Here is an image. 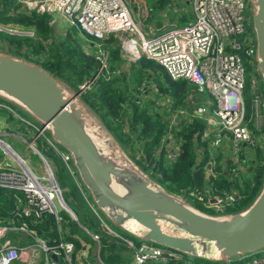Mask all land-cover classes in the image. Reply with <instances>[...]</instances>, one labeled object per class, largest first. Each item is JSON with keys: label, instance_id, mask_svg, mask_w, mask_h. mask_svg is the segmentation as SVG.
<instances>
[{"label": "built area", "instance_id": "2783aa9c", "mask_svg": "<svg viewBox=\"0 0 264 264\" xmlns=\"http://www.w3.org/2000/svg\"><path fill=\"white\" fill-rule=\"evenodd\" d=\"M13 1L20 11L58 15L70 25L81 29L85 36L98 42L94 45L88 44L90 47L92 45L94 51L99 47L100 42L114 34L120 43L118 46L122 62L134 64L140 58H145L162 68L172 80L185 81L200 93L203 90L209 91L210 111L205 114L206 107L199 105L193 113L196 116H202L204 130L201 134L202 132L206 134L205 137L202 135L203 139L211 135L216 141L211 144L215 145L228 137L231 144L230 158L234 162L239 159V150L242 147H246V152L251 149L254 152L256 148L264 150V133H256L248 127L246 104L245 100L243 101L244 80L241 56L251 58L255 63L254 41L248 38L242 48L237 40V37L245 32L247 21L245 11L248 8L247 3L251 5L252 0H181L184 3H190L191 18L183 27L171 29L158 36L142 33L122 0ZM250 10L252 11L251 7ZM23 32L33 35L29 29ZM98 49L100 54L97 58H103L100 71L106 70L107 54L105 52L104 58V51ZM91 84L92 80H89L78 85V97L81 92L88 90ZM250 89L252 98L249 108L252 110L253 106L262 101V93L257 91L253 77L250 80ZM203 110L204 114H202ZM183 113L189 117L188 114ZM22 122L36 132L31 140L25 141V149L38 155L39 166L36 171L32 170L27 160L0 138L2 151L0 196L1 194L8 196L13 203V207L6 215H0V264H14L23 256L26 258L24 263L28 260L29 264H72L73 240L80 243V238L70 234L69 230L64 231L62 235L58 231L57 223L62 220L58 214L59 211H63L68 217L72 216L74 220L75 214L64 203L52 168L44 155L36 148V140L37 138L45 140L44 143L49 144V148L73 176L72 173H75V170L71 167V156L52 140L47 125L35 124L24 119ZM241 169V165H236L233 169L234 175ZM87 202L93 209L92 203L88 200ZM218 204L221 205V202L217 198L215 209ZM93 215L97 218L93 223L95 232L89 233L85 227H82L92 240L96 241L97 236L100 235L118 236L101 214L94 211ZM220 216L224 215L220 214ZM54 223L56 224L55 238L46 239L38 234V227H47V232L53 231ZM40 232L43 231L40 230ZM15 233L18 235L14 236ZM24 236L32 239L33 243L30 244L25 239L22 245ZM122 239L133 252L131 263L128 264H144L149 260L168 261L171 258H178L177 253L149 242L140 241L134 245L132 240ZM123 240L118 242L123 244ZM52 256L55 259H52ZM73 261L76 263L79 260L74 258ZM244 264H264V254L247 260Z\"/></svg>", "mask_w": 264, "mask_h": 264}, {"label": "trees", "instance_id": "16d2710c", "mask_svg": "<svg viewBox=\"0 0 264 264\" xmlns=\"http://www.w3.org/2000/svg\"><path fill=\"white\" fill-rule=\"evenodd\" d=\"M247 6L248 8L245 11V18L247 20L245 32L237 37L242 48L248 38L254 41L251 29V17L249 18L247 15L248 12H251L250 7L252 8V6L249 3H247ZM49 19L50 16L47 14L20 11L13 0H0V24L7 27L11 26L12 28L29 29L33 34L31 37L10 36L9 34L0 32V48L11 56L41 66L54 78L63 82L70 90L77 93L78 85L91 80L97 75L99 64L93 56L82 52L77 42V34L73 28L66 30L67 34L65 38L60 37L55 41L53 39V28L49 24ZM108 49L107 74L105 72L98 74L91 86L92 88L81 92L79 99L97 116L104 128L114 136L125 150L128 148V150L132 151L130 154L136 153L138 155V158L134 162L139 170L152 183L158 185L166 192L180 194L183 197L185 195L190 196L193 199L191 206L206 214L226 215V213L230 214L228 212L236 213L246 208L250 204L249 202L257 195L264 182V150L259 148L254 150V156L249 161L252 166L251 171L246 174L248 175L246 178V175L239 177L237 182L235 176L231 174L232 168H229L230 163L222 160L220 156L212 160L210 157L208 158L205 151L197 163V150L201 146L205 149L206 140L209 139L202 138L201 132L197 130V121L192 123L190 120L188 123L184 119L174 120L175 123H170L171 120H155L150 111L151 108L145 105L148 101L143 103L144 106L133 102H126L131 99L127 91V74L131 73V77L135 78V74H138L139 77L142 74L138 80L140 83V79L147 78V74L151 76L152 73L156 72L161 74L166 82V88L164 89L159 88L157 90V87H155L156 94L158 95V107L163 109V114L170 111L179 117L175 112H178L183 106L186 90L191 85L185 81L172 80L162 68L145 58H140L134 64H130L129 72L122 75L120 72L115 71V69L118 70L122 63L119 55V46L115 43V40L109 41ZM146 81L148 82V80ZM138 82L137 84H139ZM256 89L258 91V88ZM244 97L245 104L247 105L246 119H248L250 106L248 104V90H244ZM185 110H189V108ZM155 112L157 113V117L160 118V114L157 111ZM194 120L197 119L194 118ZM248 127L252 131L255 130L250 121ZM192 131H197V133L193 135ZM259 132L264 133V122L259 128ZM169 133L174 138L173 141L167 139ZM136 142L139 143L138 147L135 146ZM164 143H166L165 146H163ZM175 146H178V150L175 156H172L171 160H169L168 157ZM243 156L244 154L239 157L240 162H244ZM207 163L215 171L213 178L211 176L208 178L204 177L205 165ZM207 181L209 183L208 190L205 187ZM210 198H218L220 200L221 206L217 210L220 213H209L212 212L209 210L212 208H207L209 205L208 199ZM12 207V200L8 196L1 194L0 215H6ZM93 223L95 222L91 224L93 225ZM38 230V234L46 239L55 237V232H47V227L39 228ZM40 230L44 233L40 232ZM105 236L107 235L100 236L103 263L107 264L106 262L109 260L115 264L130 263V256L125 258L126 256H119L113 253V249L118 244L112 242V237L108 242L104 238ZM73 242L74 252L71 256L72 261L74 258L79 259L77 252L82 249L83 246L81 245L85 241L80 239L81 244L77 240H73ZM177 256L178 258H171L164 264H223V262L208 261L183 254H177ZM234 259L235 257L230 259V261ZM152 262L161 264L159 261L153 260H149L144 264Z\"/></svg>", "mask_w": 264, "mask_h": 264}, {"label": "water", "instance_id": "95a60500", "mask_svg": "<svg viewBox=\"0 0 264 264\" xmlns=\"http://www.w3.org/2000/svg\"><path fill=\"white\" fill-rule=\"evenodd\" d=\"M251 6L255 65L264 87V0H252ZM0 97L49 127L52 140L70 154L79 185L94 208L129 236L223 263L264 249V182L243 210L206 214L153 186L75 93L41 66L0 52Z\"/></svg>", "mask_w": 264, "mask_h": 264}, {"label": "rangeland", "instance_id": "374dc122", "mask_svg": "<svg viewBox=\"0 0 264 264\" xmlns=\"http://www.w3.org/2000/svg\"><path fill=\"white\" fill-rule=\"evenodd\" d=\"M176 1H171V0H122L125 7L128 9V11H130L137 28L138 29L140 28L142 33L148 34V36H153V35L158 36V35L166 32V31H170L171 29L183 27L187 23V20H189L191 18V5L189 2L184 3L181 0H176ZM179 2H180V4H179ZM181 4L183 6H181ZM43 14H46V13H43ZM47 15H49V14H47ZM247 15L250 18L251 12H248ZM49 16H50L49 24L52 25L53 32H54L53 39L55 41H57L60 37L65 38L66 34H67L66 30L73 28L77 34L76 35L77 42H78V45L80 46L82 52L85 53L86 55L93 56L95 58V60L98 62V64H99L98 72L100 71V68H101V65L103 62V58H100V59L97 58L100 54V51L98 48H100V50L104 51L103 52L104 58L107 54L106 64L108 65V53H109L108 43H109V41L115 40V43L117 45L119 44V46H120V43L117 41V38H115V35L112 34V35H109L105 40L100 42L99 47L96 48V50L94 51V49L92 48V45L97 44L98 42L94 41L92 38L85 36L82 33L83 31L81 29H79V28L77 29V27L70 25L65 20H62L61 18H59L58 15H49ZM56 17H57V19H56ZM12 29H17L18 31L15 30L16 31L15 32ZM26 30H28V29H20V28H16V27L12 28L11 26L7 27L6 25L4 26V25L0 24V32L9 34L10 36H29V37H31L28 34L30 31L29 32H23ZM70 38L72 39L71 35H70ZM120 38H122V36ZM89 43H93L91 45V47H90V45H88ZM0 46H1V39H0ZM0 52H3V50L1 48H0ZM105 52H106V54H105ZM18 59H21V58H18ZM241 64H242V68H243V80H244L243 92H244V90H248V92H249L248 104H250V99H251V90L249 88L250 87V80L253 77L254 72L256 73V76L258 78H259V75L256 71V65H255L256 62L253 63L251 58L241 56ZM102 72L106 73V70L104 69V70L100 71L99 74ZM147 75H148V76H146L147 78L140 79V83H139L138 80L142 76V74L140 75V77L138 76V74H135L136 78L131 77L132 76L131 73L127 74V81H126L127 91L129 93L131 99H130V101L127 100L126 102H130V103L133 102V103H137L141 106H144L143 103L148 101V103L145 105L148 106L149 108H151L150 111L152 112V116L155 120H171L170 123H175L174 120H184V119H185V122H188V123L190 120L192 121V123L197 121L198 122V123L196 122L197 127H198L197 130H199V132L204 130V124L202 122V116L201 115L196 116L193 112H195L197 106H199V105H201L202 107H206L205 108V114L210 111L211 104L209 101L211 100V98L209 95L210 94L209 91L203 90L202 93H200L197 91V89H195L190 84L191 86H189L187 88L185 96H184L185 99L183 102V106L180 108V110L178 112H175L176 115H178L179 117L175 116V114H173L170 111H167L166 114H163V112H164L163 109L158 107L159 106L158 105L159 102H157L158 95L156 94L157 91L155 90V87H157V90L159 88L160 89L166 88L165 79L161 74L156 73V72L152 73L151 76L149 74H147ZM97 76H98V74L91 79L92 80L91 86L93 85ZM146 80H148V82ZM59 82L65 88L70 90V88L67 87L63 82H61V81H59ZM137 82L139 84H137ZM91 86L89 87V89L92 88ZM261 86H262V89H264L263 84H261ZM252 90H255V89L252 88ZM70 91L73 92L72 90H70ZM75 95L79 99L77 93H75ZM152 99H153V101H152ZM244 100H245V97H243V101ZM244 102H246V101H244ZM85 107L91 113L93 118L97 122H99V124L101 125V129L106 133V135L111 140H113V142L116 144V147L122 153V155L129 158L132 161V163L137 167V165L135 164L134 161L138 158V155L136 153L130 154V153H132V151L128 150V148L125 150L124 147H122L117 142V140L114 138V136L109 131H107L106 128H104L102 123L98 120L97 116L87 106H85ZM246 107H247V105H246ZM188 108H189V110H185ZM155 111H157L160 114V116H161L160 118L157 117V113ZM183 112H187L189 117H186L187 115L185 116ZM202 114H204V110H203ZM254 116H256L257 120L255 119ZM192 117H195V119H197V120H194V118H192ZM262 117H264V103H263V101H260L259 104L252 107V110L249 108V114H248L249 120H246V121L248 123H249V121L255 122L256 125H259L261 120H262ZM252 118H253V120H252ZM23 119L28 120V121L30 120L31 122H35V124H36V121L32 120V118L24 110H22L20 107L16 106L15 104L9 102L8 100L0 97V138L3 141H5L6 143H8L11 146V148L17 154H19L21 157L25 158L27 160L28 165L31 167V169L36 171L38 169V166H39V157L33 151L25 149V146H26L25 141L31 140V138L35 135L36 132L32 128H29L25 123H23L22 122ZM199 124H200V128H199ZM253 126H254V123H253ZM189 131H191V130H189ZM192 132H193V135H195L197 133V131H192ZM202 135L204 137L206 136V134H204V132H202ZM167 139L173 141L174 138H172L171 134L169 133L167 135ZM214 139L215 138L213 136H210V138L208 140H206V142H207L206 148L203 149L202 146L198 148V150H197L198 151L197 163L200 161L199 159L202 157V153L205 151L208 155V158L210 157V159H212V160L218 156L222 157V152L219 150V147L222 146V142H221L222 140L217 142L215 145H212L211 144L212 142H214V143L216 142ZM44 141L45 140H43L42 138H37L36 143H35L36 148L39 150V152L42 155H44V157L48 161L49 165L51 166L54 177H55V179H56V181L60 187L62 199H63L64 203L66 204V206L75 214V218H76L74 220L72 218V216L66 217V215H67L66 213H64L63 211H59L58 214L62 217V220L59 221L57 223V225L59 226L62 235H64V229L66 228L67 230H69L70 234H75L78 238L85 241V243H82V245H81V246H83L82 249L77 252V256H79V259L75 258L76 260H79V261L76 263L74 261H72V264H104L103 260L101 258L102 257V248H101L102 246H100V239H101L100 236L101 235L99 237L97 236V240L94 241L89 237V235L87 233V232H89V233L95 232L94 226L91 223L95 222L97 220V218L94 217V215H93L94 211H97V210L95 208H93V209L90 208V206L87 202V200L90 201L88 194L82 186L78 185L79 181H78L76 174L72 173L73 176H71L69 174V172L67 171V168L63 164V162H61L60 159L54 154V152H52V150L49 148L50 147L49 144L44 143ZM138 144L139 143L136 142L135 146L138 147ZM165 144L166 143H164L163 146H165ZM177 150H178V146H175L174 150L170 153L171 155H169V157H168L169 160H171L172 156H175ZM1 153H2V151L0 150V154ZM252 153L254 154L252 149L249 151V153L248 152H242V148L239 150L240 155H238V158L244 154V156H243L244 162H240L239 159H237L236 162H234L229 156H224V158H222V160H226L230 163L229 168H232L231 174L233 176H235L236 182H237L239 177L245 176L247 173H249L251 171L252 166L250 165L249 161H251V159L254 156ZM242 163H244V165ZM70 165H71V162H70ZM236 165H241L242 169L240 171H238L236 175H234L235 172L233 169ZM207 166H208V163L205 165L204 177L208 178L209 176H211V178H213L215 173H213V170L211 168L208 169ZM209 166H210V164H209ZM71 167L73 168L72 165H71ZM211 173H213V174H211ZM247 176L248 175H246L245 178ZM152 185L162 189L161 187H159L158 185H156L154 183H152ZM205 187L208 190V188H209L208 181H207V184L205 185ZM191 192H193V191H191ZM83 193L85 196L83 195ZM170 194H172L175 197H178L180 199L182 198V200H184L189 205H191L193 202V199L188 195H185L183 197V196H180V194H175V193H170ZM194 197H195V195H194ZM210 200L208 199V203H210L209 205H211L209 208H212V209H209L208 207L207 208L209 210H211L212 212H209V213H212V214L220 213V212H217V209H219L221 205L220 204L216 205L215 207L217 209H215L214 205L216 204V200L213 202ZM206 201H207V198H206ZM206 206H207V204H206ZM228 213H232V212H228ZM82 227H85L87 232H85L84 229H82ZM110 227L112 228L113 231H115V234H118V236H120V238L114 234L113 235L109 234V237L105 236L104 238H106L107 241L109 242L111 240L110 238L112 237L113 238L112 242L114 244L115 243L118 244L117 247L113 249V253H116L119 256H126L125 258H127V256H130L129 261L131 263L133 252H132L131 248H129L126 245L125 241L122 238H124L125 240H132L134 245H137L140 241H138V239H136V238L130 237L127 233L123 232L119 228H116L112 225H110ZM52 230L56 234V224L55 223L53 224ZM17 235H18L17 233L14 234V236H17ZM25 239H27L28 243H30V244L33 243L32 239H30L28 236H24L23 240L21 241L22 245L24 244ZM121 240L124 241L123 244H120L118 242ZM262 254H264V249H260L256 252H253V253H248V254H245L243 256H236L233 261L228 260L227 262H224L223 264H244L245 261L250 260L254 257H259ZM21 256H23V254ZM113 261L116 262L115 260H113ZM184 261H186V260H184ZM16 262H18V261L16 260L14 264H20L19 262L18 263H16ZM159 262L161 264H164L167 261L162 260ZM106 263L107 264H115L113 262H110V260L107 261ZM150 264H156V263L152 262Z\"/></svg>", "mask_w": 264, "mask_h": 264}, {"label": "crops", "instance_id": "0c3cea01", "mask_svg": "<svg viewBox=\"0 0 264 264\" xmlns=\"http://www.w3.org/2000/svg\"><path fill=\"white\" fill-rule=\"evenodd\" d=\"M174 1H176V0H174ZM176 2H177V1H176ZM179 4H180V2H179ZM181 6H183V5L181 4ZM118 70H119V71H118ZM118 70L115 69L116 72H120L122 75H123V74H127V73L129 72V68H128V66H126L125 62H122V63L120 64ZM254 73H255V72H254ZM253 77H254V79L256 80V88H258V90L262 93V101H263V103H264V94H263V93H264V89H262V86H261V84H263V83H262V81L256 76V74H254ZM243 96H244V92H243ZM185 114H187V113L185 112ZM254 117H255V119L257 120L256 116H254ZM252 120H253V118H252ZM263 122H264V117H262V120H261V122H260L259 125H256L255 122H251L252 127L255 128V130H253V131H255L256 133H259V128H260V126L263 124ZM253 123H254V126H253ZM255 126H256V127H255ZM210 136H211V135H210ZM208 138H210V137H208ZM221 142H222V146L219 147V150L222 152V158H224V156H229V157H230V153H231V144H230V141L228 140V137L223 138V140H222ZM245 150H246V147H242V152H246ZM248 153H249V152H248ZM246 162H247V161H246ZM223 164H225V163H223ZM242 164L244 165V163H242ZM242 167H243V166H242ZM207 168L210 169V166H207ZM208 169H207V170H208ZM207 170H206V171H207ZM78 185H79V184H78ZM80 189H81V188H80ZM210 199H212V198H210ZM210 199H209V200H210ZM210 201H211V200H210ZM209 204H210V203H209ZM65 215H66V214H65ZM66 217H68V216L66 215ZM38 228H40V227H38ZM58 231L61 232L60 228H59ZM64 231L67 232V229L65 228ZM53 238H55V237H52L51 239H53ZM18 242H19V241H18ZM25 260H26V258H25V256H23V258H20V259L18 260V262H19L20 264H29V261H28V260H27V263H24ZM18 262H16V263H18Z\"/></svg>", "mask_w": 264, "mask_h": 264}, {"label": "bare ground", "instance_id": "6f19581e", "mask_svg": "<svg viewBox=\"0 0 264 264\" xmlns=\"http://www.w3.org/2000/svg\"><path fill=\"white\" fill-rule=\"evenodd\" d=\"M97 130V129H96ZM98 131V130H97Z\"/></svg>", "mask_w": 264, "mask_h": 264}]
</instances>
